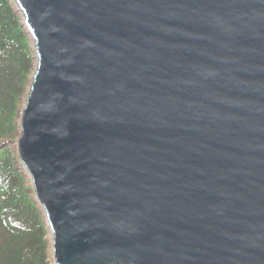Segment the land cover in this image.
Masks as SVG:
<instances>
[{"label":"water","instance_id":"water-1","mask_svg":"<svg viewBox=\"0 0 264 264\" xmlns=\"http://www.w3.org/2000/svg\"><path fill=\"white\" fill-rule=\"evenodd\" d=\"M14 2L54 264H264V0Z\"/></svg>","mask_w":264,"mask_h":264},{"label":"trees","instance_id":"trees-1","mask_svg":"<svg viewBox=\"0 0 264 264\" xmlns=\"http://www.w3.org/2000/svg\"><path fill=\"white\" fill-rule=\"evenodd\" d=\"M23 21L14 0H0V264H54L49 227L16 148L36 66Z\"/></svg>","mask_w":264,"mask_h":264},{"label":"rangeland","instance_id":"rangeland-1","mask_svg":"<svg viewBox=\"0 0 264 264\" xmlns=\"http://www.w3.org/2000/svg\"><path fill=\"white\" fill-rule=\"evenodd\" d=\"M34 72V71H33ZM33 74V73H32ZM28 93V92H27ZM50 242H51V239L49 238Z\"/></svg>","mask_w":264,"mask_h":264}]
</instances>
